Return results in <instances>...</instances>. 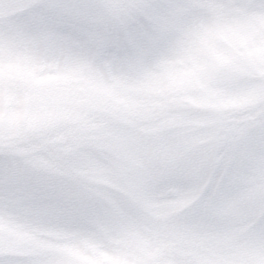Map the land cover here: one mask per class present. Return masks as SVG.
Wrapping results in <instances>:
<instances>
[{"label":"clouds","instance_id":"9594fccd","mask_svg":"<svg viewBox=\"0 0 264 264\" xmlns=\"http://www.w3.org/2000/svg\"><path fill=\"white\" fill-rule=\"evenodd\" d=\"M0 264H264V0H0Z\"/></svg>","mask_w":264,"mask_h":264}]
</instances>
